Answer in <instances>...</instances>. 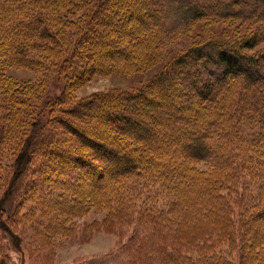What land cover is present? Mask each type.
Wrapping results in <instances>:
<instances>
[{"label": "trees", "instance_id": "1", "mask_svg": "<svg viewBox=\"0 0 264 264\" xmlns=\"http://www.w3.org/2000/svg\"><path fill=\"white\" fill-rule=\"evenodd\" d=\"M93 1L52 0L54 16L65 24L64 29L56 28L59 31L54 29L56 32L52 33L42 8L37 7L34 11L37 0H0V30L5 25L7 31L4 35L10 40L3 43L5 49L14 53L17 62L23 63L32 45L37 47L48 34L60 41V30H63L66 37L61 39V44L73 45L72 60H78L77 47L85 52L83 56H86L90 71L85 72L82 78L108 72L131 75L153 65L161 54L162 46L177 38L179 29L188 30L197 21L215 16L223 18L248 14L249 4H253L257 10L254 13L264 17V10L258 7L264 3L263 0H239L241 5L236 8L232 7L234 0H190L187 7L189 15L183 19L181 27L168 29L165 7L154 0H146L149 3L147 7L144 0L136 3L117 0L116 5L110 0ZM74 8H78L80 16L68 18L72 11H76ZM43 10H46L44 6ZM60 11H64V16L60 15ZM133 11L141 12L138 17L143 23L129 30L123 17L127 12L128 17H132ZM110 19H113L112 27L117 28L120 36L126 40L127 43H118L126 44L124 48L127 52L123 46L115 49L119 55L113 56L112 51L108 66L99 68L98 52L107 45L102 43L99 51H96V44L88 42V39L95 36L98 30L104 29L107 33ZM112 32L108 36L113 37ZM86 40L88 47L85 50L80 45ZM263 41L264 33L260 36L255 32L231 40L212 38L205 44L194 43L188 50L173 57L170 66L158 73L153 82H144L139 92H145L147 103L156 97L164 105L162 109L153 108L156 137L147 134L148 126L128 111L129 104L135 105L132 98L136 96V91L122 94L126 101L118 104V109L109 111L110 118L119 117L121 121L116 124L108 118L101 121L107 127L105 134L101 132L106 139L119 143L125 149L123 152L129 151L120 163H117L116 154L102 155L110 150L104 144L86 138L87 143L95 147L93 151L99 165L91 167L97 173L92 178L96 194L89 193L86 197L89 201L83 203L82 207L101 209V206H105L114 212L113 217L120 218L118 233L127 237L121 246L128 264H233L236 260L225 257L223 252L213 255L211 260L193 256L190 252V248H197L201 242L215 245L217 238L223 236L218 234L221 228L225 235L231 232L236 242V249H232L234 256L229 254L239 258L238 264H264V219L259 218L264 213V66L260 61L264 59V54L254 57L247 52ZM204 59L213 62L216 70L220 67V72L214 73L215 79L203 80L205 85L196 77L197 72L188 74L194 83L177 73L181 67L185 70L186 65L201 63ZM256 71H260V74L254 75ZM195 74L194 79L192 76ZM156 79L163 80L167 85L173 80L175 83L177 80L184 82L183 87L182 83H179L181 86L177 83V87L173 85L174 99L177 97L180 100L176 108L170 107L173 104H167L173 95L168 98L166 89L160 92L152 86ZM0 83L6 85L7 97H12L16 103L18 99L15 95L23 94L20 88L13 86V82L3 75H0ZM147 89L152 92V98L146 94ZM117 94L107 98L109 104L120 101L116 98ZM94 101L79 103L69 111L75 118H78V114L91 116L93 113L88 109ZM238 107L241 109L237 110ZM129 124H137L139 129L131 131L134 129L127 128ZM65 126L72 134L81 135L74 124L67 122ZM112 127L144 141L143 148L118 139L109 130ZM29 147L30 141L19 154V171ZM199 162L211 167L210 174L199 168ZM118 164L128 169L124 170ZM240 167L246 170L245 174L258 189L250 204L240 199L236 185L239 181L234 186V178ZM256 169L259 173L257 177L253 173ZM103 176L106 178L101 181ZM14 179H10L5 186L6 193L0 200V209L9 198V190L15 188ZM145 188L149 190L144 191ZM231 190L238 194L233 199L235 203L229 194L223 195L224 191ZM196 233L206 238L196 239Z\"/></svg>", "mask_w": 264, "mask_h": 264}, {"label": "rangeland", "instance_id": "2", "mask_svg": "<svg viewBox=\"0 0 264 264\" xmlns=\"http://www.w3.org/2000/svg\"><path fill=\"white\" fill-rule=\"evenodd\" d=\"M72 1L76 2L77 0ZM132 1L138 2V0ZM144 1V5L147 7L148 1L147 3L146 0ZM154 1L165 7L168 29L181 27L183 19L189 15L187 7L190 0ZM110 2L116 5L117 0H110ZM51 3L52 0L49 2L37 0L34 11L37 10V7L40 10L42 8L43 16L54 33L55 30L58 32L57 29L61 27L64 29L65 24L61 20L59 22L58 18L54 16V6ZM240 5L239 0H234L232 7L236 8ZM43 6L46 10H43ZM258 7L264 10V3ZM106 9L110 10V8ZM74 10L76 11H72L71 16L66 17L72 19L79 17L81 13L78 8H74ZM248 10V14L243 13L238 17L215 16L208 20L195 22L188 30L179 29L180 34L177 38L167 41L162 46L161 54L156 62L143 72L131 75L111 72L95 73L94 76L86 79L82 78V75L85 72L89 73L90 70H88L89 63L86 62V56H83L85 52L80 51L77 47L76 58L78 60H72L73 45L61 44V39L66 37L63 30H60L61 37L58 35L60 41L54 39L52 34H48L37 47L34 48L32 45L27 51V60L19 63L14 59V53L6 50V46L3 45L10 41L4 35L7 29L5 25L3 26V30H0V75L10 79L13 82L12 85H17L23 94L15 95L18 100L14 103L13 98L7 97L5 93L6 85L0 83V200L6 193L7 182L13 177L16 181L14 190L12 188L9 190L11 192L8 194L9 198L1 205L0 209V264L129 263L127 257L122 253L121 245H124L127 237L118 233L120 218L113 217L114 212L107 209L108 207L104 208L105 206H101V209L82 207L83 203L89 201L86 198L89 193L96 194V185L93 184L92 178L93 174L97 173L91 167L99 165L93 151L95 147L88 144L86 138L99 141L109 148L110 150L103 152L102 155L106 157L108 154H116L117 163H120L121 158H125L126 154H129V151H122L124 147L119 143L109 142L106 139L103 134L107 132V127H104L102 122L103 118H108L113 124L121 121L119 117L110 118L109 111L118 109L117 105L122 104V101L125 100L122 94L130 93V91H136V96L132 98L135 105L129 104L128 111L136 115L142 124L148 126L147 134L156 137L153 108L162 109L164 105L162 106L156 97L147 103L145 92L140 93L139 87L143 88L142 85L149 80L153 82L158 73L170 66L173 57L175 58L183 51L188 50L194 43L205 44L212 38L231 40L247 37L255 32L262 36L264 17L261 16L262 14L254 13L257 10L253 4L248 5ZM133 12L132 17H128V12L126 15L123 13L126 28L129 30H134L135 26H141L143 23V20L138 17L141 12ZM59 13L64 16V11ZM108 24L107 27L110 29L107 33L104 29L103 31L98 30L94 34L96 37L88 39V42L96 44V51H99L102 43L107 45V48L104 47V50L102 48L98 52L99 68L108 66L107 63L110 62L112 54L113 56L119 55L114 51L115 49H120L123 46L127 52L124 48L126 44L118 43L127 42L120 36V31L112 27L113 19H110ZM110 31H113V37L110 34L108 36ZM75 34L78 36L77 33ZM88 42L87 40L85 43L81 41L80 46L86 50ZM117 43L118 45H116ZM79 52H81L80 55ZM111 52L112 54H110ZM247 52L254 57H260L264 54V41ZM58 54H60V58ZM260 61L264 66V59H260ZM215 68L216 65L213 62L209 63L207 59H204L201 63L186 65L185 70L181 67L177 73L185 75L194 83L188 74L197 72V76L195 74L192 77L195 79L196 76L200 83L205 85L206 82L204 83L203 80H213L215 79L214 73L220 72L219 66L217 70ZM257 74L259 75L260 71L254 72V75ZM169 83L170 85H167L163 80L156 79L152 86H155L157 91L166 89L168 98L173 95V98L170 99L171 103L167 104H173L170 107L176 108L180 100L177 97L174 99L175 86L173 85L182 83L183 87L184 82L177 80L175 83L173 80ZM179 85L181 86V84ZM147 90L146 94L152 98V92H149L150 89ZM114 93H118L116 98H119L120 101L111 105L107 98ZM101 98L102 100L99 101ZM93 100H95L94 103L88 109L93 115L78 114V118H75L70 113L69 110L79 103ZM240 109L241 107L237 108V110ZM67 122L74 124L81 135L69 132L65 128ZM244 126L242 123L243 128ZM127 128L134 129L131 131L139 129L137 124H129ZM109 130L118 139H124L126 144L139 145L140 148L144 146V141L131 135H126L113 127ZM28 141H30V147L19 171V154ZM198 166L210 174L211 167L207 163L199 162ZM119 167L124 170L128 169L126 166ZM240 168L234 178V186L239 181L236 185L240 199H243L244 203L250 204L255 199L258 189L256 190V186L247 177L248 174H245L246 170L243 171L242 167ZM256 171L257 169L253 173H256L257 177L259 173ZM105 178V176L101 177V181ZM147 190L149 189H144V191ZM226 194H229L235 203L233 199L238 197V194L232 190L224 191L223 195ZM259 218L264 219V213ZM218 234H223V236L217 238L215 245L210 246L209 243L201 242L197 248H190V252L193 256L210 260L215 254L223 252L225 257L236 260L233 264H238L239 258L233 257L232 249H236V242L233 241L231 232L225 235L221 228ZM195 238L206 237H201V234L196 233ZM212 241H215V238H212ZM229 253H232L233 256ZM236 254H238L237 251Z\"/></svg>", "mask_w": 264, "mask_h": 264}]
</instances>
